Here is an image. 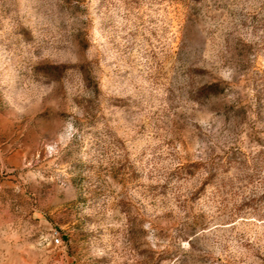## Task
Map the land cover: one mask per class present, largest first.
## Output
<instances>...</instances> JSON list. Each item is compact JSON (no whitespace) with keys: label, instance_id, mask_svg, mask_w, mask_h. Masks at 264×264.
<instances>
[{"label":"rangeland","instance_id":"rangeland-1","mask_svg":"<svg viewBox=\"0 0 264 264\" xmlns=\"http://www.w3.org/2000/svg\"><path fill=\"white\" fill-rule=\"evenodd\" d=\"M0 264H264V0H0Z\"/></svg>","mask_w":264,"mask_h":264},{"label":"built area","instance_id":"built-area-1","mask_svg":"<svg viewBox=\"0 0 264 264\" xmlns=\"http://www.w3.org/2000/svg\"><path fill=\"white\" fill-rule=\"evenodd\" d=\"M55 242H56V243H60L59 238H56V239H55Z\"/></svg>","mask_w":264,"mask_h":264}]
</instances>
